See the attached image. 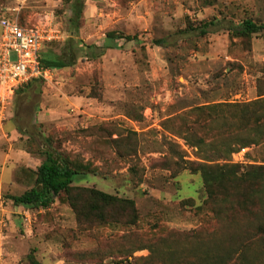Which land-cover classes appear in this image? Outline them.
Segmentation results:
<instances>
[{
	"label": "rangeland",
	"instance_id": "374dc122",
	"mask_svg": "<svg viewBox=\"0 0 264 264\" xmlns=\"http://www.w3.org/2000/svg\"><path fill=\"white\" fill-rule=\"evenodd\" d=\"M71 16L65 0H0V20L61 31L62 40L43 53L60 54L72 36ZM214 18L223 21L209 34L189 31ZM244 19L264 25V0L86 1L75 39L102 46L111 31L137 39L118 41L97 60L82 52L74 67L49 70L20 93L0 97V264H143L149 251L137 248L211 217L201 176L176 166L169 146L188 162L200 161L187 132L178 133L206 123L208 111L197 108L264 94V31L242 39L224 30ZM47 139L96 170L75 186L133 200L138 223H84L62 199L49 209L15 207L8 196L33 187ZM244 150L234 163L264 164V143ZM189 199L202 209L198 215L182 206Z\"/></svg>",
	"mask_w": 264,
	"mask_h": 264
},
{
	"label": "trees",
	"instance_id": "16d2710c",
	"mask_svg": "<svg viewBox=\"0 0 264 264\" xmlns=\"http://www.w3.org/2000/svg\"><path fill=\"white\" fill-rule=\"evenodd\" d=\"M86 1L65 0L72 11V36L59 55L51 50L42 53L44 69L74 67L82 52L88 59L97 60L106 50L117 49L118 41L137 39L136 36H126L116 31L107 33L102 46H88L75 39L81 27ZM221 20L214 18L190 27L189 31L205 36ZM230 23L224 30L233 38L249 39L264 31V25L252 19ZM163 42L159 40L157 43ZM35 81L37 79L18 87L15 93L29 88ZM197 110L208 111L206 123L195 121V126H190L191 122L178 133L187 132L184 140L197 148V159L200 161L188 162L184 160V153L176 151V146L169 147L171 153L178 156L176 166L182 171L189 170L201 176L206 194L203 205L210 211L211 217L188 232L171 230L166 236L137 248L135 252L149 251L143 264H264V164L241 165L233 162V157L242 150L264 143V94L250 103L217 104ZM216 110H221L219 116L215 115ZM222 110L228 111L229 115ZM46 141L48 149L40 148L43 161L34 171L33 187L21 195L8 196L15 207L49 209L57 199H62L75 213L77 220L84 223L133 226L138 223L139 213L133 200L94 188L75 186L78 177L93 175L96 170L89 163L72 159L55 149L50 139ZM119 141L114 143H121ZM182 206L194 208L197 215L202 210L192 199L183 202ZM32 264L38 263L32 260Z\"/></svg>",
	"mask_w": 264,
	"mask_h": 264
},
{
	"label": "built area",
	"instance_id": "2783aa9c",
	"mask_svg": "<svg viewBox=\"0 0 264 264\" xmlns=\"http://www.w3.org/2000/svg\"><path fill=\"white\" fill-rule=\"evenodd\" d=\"M61 34L49 24L28 26L12 17L0 20V97L3 100L30 80L47 78L49 70L42 66V51L46 44L61 41Z\"/></svg>",
	"mask_w": 264,
	"mask_h": 264
},
{
	"label": "crops",
	"instance_id": "0c3cea01",
	"mask_svg": "<svg viewBox=\"0 0 264 264\" xmlns=\"http://www.w3.org/2000/svg\"><path fill=\"white\" fill-rule=\"evenodd\" d=\"M47 45H49V44H47ZM45 47H46V46H45ZM44 49H45V48H43V51H44ZM43 51H42V53H43ZM63 70H64V69H63Z\"/></svg>",
	"mask_w": 264,
	"mask_h": 264
}]
</instances>
